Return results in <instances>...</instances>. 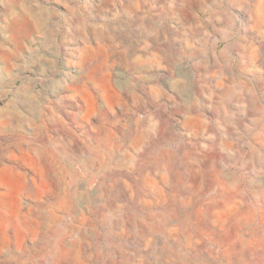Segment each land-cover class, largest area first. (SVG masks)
Masks as SVG:
<instances>
[{"label": "rangeland", "instance_id": "1", "mask_svg": "<svg viewBox=\"0 0 264 264\" xmlns=\"http://www.w3.org/2000/svg\"><path fill=\"white\" fill-rule=\"evenodd\" d=\"M0 264H264V0H0Z\"/></svg>", "mask_w": 264, "mask_h": 264}]
</instances>
